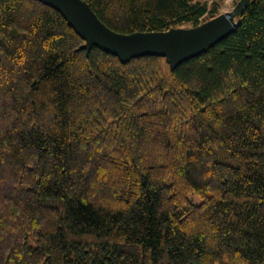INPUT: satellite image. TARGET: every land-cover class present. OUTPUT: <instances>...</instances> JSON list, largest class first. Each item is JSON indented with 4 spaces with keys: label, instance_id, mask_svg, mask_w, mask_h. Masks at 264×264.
Returning <instances> with one entry per match:
<instances>
[{
    "label": "trees",
    "instance_id": "obj_1",
    "mask_svg": "<svg viewBox=\"0 0 264 264\" xmlns=\"http://www.w3.org/2000/svg\"><path fill=\"white\" fill-rule=\"evenodd\" d=\"M119 32L221 0H87ZM0 0V264H264V0L172 69Z\"/></svg>",
    "mask_w": 264,
    "mask_h": 264
},
{
    "label": "water",
    "instance_id": "obj_2",
    "mask_svg": "<svg viewBox=\"0 0 264 264\" xmlns=\"http://www.w3.org/2000/svg\"><path fill=\"white\" fill-rule=\"evenodd\" d=\"M58 10L84 42L87 53L93 46L116 55L121 62L146 55L167 57L172 69L183 61L209 50L232 33L237 17L249 0H238L231 11L222 12L197 25L166 30L124 33L108 26L87 0H39Z\"/></svg>",
    "mask_w": 264,
    "mask_h": 264
},
{
    "label": "rangeland",
    "instance_id": "obj_3",
    "mask_svg": "<svg viewBox=\"0 0 264 264\" xmlns=\"http://www.w3.org/2000/svg\"><path fill=\"white\" fill-rule=\"evenodd\" d=\"M201 1H207L209 4H212L214 1L217 0H201ZM237 2L238 0H221V4H220L221 12L231 11L235 7ZM185 26H191V25L187 24Z\"/></svg>",
    "mask_w": 264,
    "mask_h": 264
}]
</instances>
